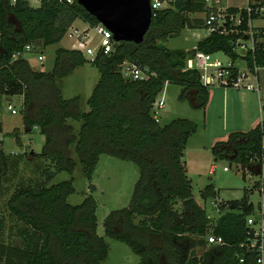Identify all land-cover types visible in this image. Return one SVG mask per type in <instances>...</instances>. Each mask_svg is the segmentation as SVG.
<instances>
[{"label": "trees", "instance_id": "1", "mask_svg": "<svg viewBox=\"0 0 264 264\" xmlns=\"http://www.w3.org/2000/svg\"><path fill=\"white\" fill-rule=\"evenodd\" d=\"M168 1V8L155 12L142 43H114L112 52L99 51L90 62L79 51L59 48L52 71L44 73L32 71L23 59L26 47L57 45L74 22L94 28L97 21L76 0H41L37 8L27 0H0V95L9 100L22 98L24 129L30 133L36 128L44 137L39 154L25 150L6 155L0 149V186L26 156L50 166L43 171L42 183L19 187L9 197V216L19 225L11 230V243L0 241V264H102L108 257L105 239L126 245L138 264H255L248 247L251 232L246 221L254 212L248 191L240 200L219 205L217 216L209 218L193 198L183 161L196 124L176 119L160 126L152 115L166 83L181 87L180 101L190 100L196 109L204 110L208 88L201 85L197 72L184 71L186 61L196 52H222L236 59L233 46L241 35L212 33L193 50L166 49L158 42L176 37L186 28L205 29L204 21L191 20L185 14L208 12L204 0ZM241 13L239 30L245 31L247 16ZM247 59L250 67L264 68V45L259 44ZM125 61L147 68L155 77L143 81L124 78L120 65ZM87 63L97 69L99 79L87 99L88 112L83 113L78 111L79 98L63 99L55 80ZM261 111L264 114V100ZM68 122L80 124L77 134ZM71 146L88 179L102 155L138 168L129 205L105 218L103 237L96 234L91 196L71 206L66 199L74 193L73 181L50 185L56 173L72 175ZM211 153L214 162L226 161L243 171L242 178L253 164L264 168V120L246 133H231L227 140L216 142ZM253 189L262 190L264 197V176ZM201 199H215L212 185L204 188ZM4 227L1 218L0 234ZM209 235L220 237L224 245H208Z\"/></svg>", "mask_w": 264, "mask_h": 264}, {"label": "rangeland", "instance_id": "2", "mask_svg": "<svg viewBox=\"0 0 264 264\" xmlns=\"http://www.w3.org/2000/svg\"><path fill=\"white\" fill-rule=\"evenodd\" d=\"M33 8L39 7L38 0H27ZM228 5L243 8L246 0H228ZM191 20L204 21L205 15L185 14ZM264 25V22L262 23ZM73 29L79 31L88 30L90 37L89 46L96 47L98 36L93 29L86 26L81 21H76ZM208 35L205 29H184L178 36L169 38L166 41L158 42V45L169 50L190 51L196 46L197 41ZM59 48L68 50H78L74 39L69 38L68 33L62 41L53 46L41 49L36 46L30 51H26L22 57L34 72L48 73L52 71L55 58V51ZM81 55L86 61H92L93 57L82 51ZM42 56L43 61L38 57ZM214 58L224 60L220 53ZM99 79L96 68L89 63L83 67L76 68L63 78L55 80V86L60 91L63 99L79 98L78 111L88 112L87 99L91 95ZM258 92H248L233 88L221 87L218 85L209 87V100L204 110L196 109L191 101L179 100L181 87L173 84H166L163 91L157 96L152 109V115L160 126L169 124L176 119H186L196 124L197 131L188 138L186 148L183 152V160L186 162V176L191 182L192 195L196 203L201 206L213 219L217 216L213 203H226L240 200L245 190L249 192V201L257 207L261 200L259 192L253 189L260 177L247 174L244 178L243 171L236 169L234 165L229 166L226 161H213L211 148L216 142L227 140L231 133L248 132L253 129L259 121L264 120V114L259 107V97L264 100V68L257 72ZM163 97L164 107L157 109V102ZM11 106L16 114L13 115L8 110ZM22 98L9 100L0 95V149L6 155H19L23 151L39 154L44 143V137L38 129L26 132L21 115ZM77 134L80 124L68 122ZM69 156L75 163L72 175L61 172L56 173L50 185L64 181L73 182L74 193L66 199V203L71 206L81 204L88 196H91L95 205L96 234L103 237V222L112 212L126 208L131 200L133 188L138 179V168L130 162L118 160L116 158L102 155L90 179L83 174L74 146L70 147ZM30 156L19 165L13 174L2 180L0 186V219H5L4 231L0 234V241L6 244L11 243L13 234L19 224L10 216L6 203L11 194L19 187L32 188L45 180L44 170H49L48 163L40 159L28 160ZM33 159V158H32ZM215 169L210 172V167ZM227 169V172L224 169ZM208 185H212L215 191V199L204 202L201 199V192ZM93 187V189H90ZM9 230L11 233H9ZM108 245V257L102 264H138L139 259L130 249L114 240L105 239Z\"/></svg>", "mask_w": 264, "mask_h": 264}, {"label": "built area", "instance_id": "3", "mask_svg": "<svg viewBox=\"0 0 264 264\" xmlns=\"http://www.w3.org/2000/svg\"><path fill=\"white\" fill-rule=\"evenodd\" d=\"M41 0H38L40 3ZM71 3L73 0H58ZM14 3V1H13ZM206 9L204 18V28L208 35L215 33L218 35H241L234 43V51L237 54L236 59H232L225 53L220 52L224 60L214 58L215 54H205L196 52L190 59L186 61L184 71H195L199 75V81L203 87L209 88L215 85L237 90H245L250 92H258L259 86L257 83V72L260 69L257 65H248L247 57L255 52L259 44L264 45V0H251L246 2L243 8H239L236 12H229V8L221 7L220 0H204ZM152 17L155 12L168 8V0H150ZM241 10L247 16L246 30H239L243 18ZM98 36L96 47H90V37L86 30L79 31L78 29H69L68 36L74 39L77 43L80 53L85 52L86 55L92 56L95 59L100 51L103 54L112 52L114 40L112 34L101 25L93 28ZM66 33V34H67ZM27 52L32 50V47H26ZM217 54V53H216ZM18 55L15 56V58ZM39 61H43V57H38ZM92 60V61H93ZM120 72L124 78H129L134 81H143L151 77H155L147 68L141 69L129 62H123L120 65ZM167 84V83H166ZM165 84V85H166ZM157 109L164 107L163 97L157 102ZM8 110L15 115L16 111L9 105ZM215 168H213L214 170ZM224 171H227L225 168ZM264 176V175H263ZM263 193V191L261 190ZM223 203H213V207L218 211L219 205ZM260 219L257 223L253 217H249L246 221V226L250 229L251 238L249 239V250L254 253L255 264H264V197L262 194L260 209ZM208 245L223 246L224 242L220 237L209 235L207 237ZM243 262L242 260L240 261Z\"/></svg>", "mask_w": 264, "mask_h": 264}, {"label": "water", "instance_id": "4", "mask_svg": "<svg viewBox=\"0 0 264 264\" xmlns=\"http://www.w3.org/2000/svg\"><path fill=\"white\" fill-rule=\"evenodd\" d=\"M76 3L112 34L115 43H142L152 22L150 0H76Z\"/></svg>", "mask_w": 264, "mask_h": 264}, {"label": "crops", "instance_id": "5", "mask_svg": "<svg viewBox=\"0 0 264 264\" xmlns=\"http://www.w3.org/2000/svg\"><path fill=\"white\" fill-rule=\"evenodd\" d=\"M246 2H247V0H246ZM228 3V0H220V5H221V7H224V8H229V9H231V8H237V9H239V7H235V6H230V5H228L227 4ZM75 24V22L72 24V26H71V28H73V25ZM86 26H88L87 24H86ZM89 27V26H88ZM70 28V29H71ZM89 28H91V27H89ZM91 29H93V28H91ZM195 30H197V29H195ZM87 31V33H88V30H86ZM208 36V35H207ZM206 36V37H207ZM204 39V38H203ZM202 40V39H201ZM200 41V40H199ZM198 42V41H197ZM259 107H260V104H261V106H262V99L259 97ZM260 110H261V107H260ZM261 113H262V111H261ZM263 121V120H262ZM261 121H259L257 124H259ZM256 126V125H255ZM241 133H246V132H241ZM184 161V160H183ZM185 162V161H184ZM185 164H186V162H185ZM213 168H215V166L214 165H212L211 167H210V172H212L213 171ZM225 172H227V171H225ZM246 172H247V174H250V175H256V176H259L260 177V181L259 182H261V180H262V177H263V175H264V168L263 167H261V166H259L257 163L256 164H253L250 168H248V169H246V171H245V175H246ZM256 183H258V182H256ZM256 191H258L259 192V195H260V197L262 198V192H261V190H258V189H255ZM246 191H248V197H249V192L250 193H252V190H246ZM260 202H261V200H260ZM260 202L258 203V205H257V207H255L250 201H249V203H251L252 205H253V207H254V212H253V215L251 216V217H253L254 219H255V221L258 223L259 222V219H260V214H259V209H260ZM214 208V207H213ZM215 209V208H214ZM216 210V209H215ZM217 212V211H216Z\"/></svg>", "mask_w": 264, "mask_h": 264}]
</instances>
